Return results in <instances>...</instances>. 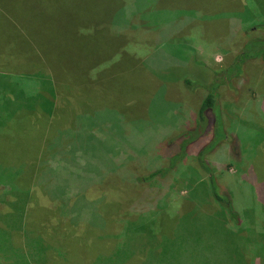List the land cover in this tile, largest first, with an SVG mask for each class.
Masks as SVG:
<instances>
[{
    "label": "rangeland",
    "instance_id": "374dc122",
    "mask_svg": "<svg viewBox=\"0 0 264 264\" xmlns=\"http://www.w3.org/2000/svg\"><path fill=\"white\" fill-rule=\"evenodd\" d=\"M262 23L264 0H0V264H264V58L226 79Z\"/></svg>",
    "mask_w": 264,
    "mask_h": 264
},
{
    "label": "trees",
    "instance_id": "16d2710c",
    "mask_svg": "<svg viewBox=\"0 0 264 264\" xmlns=\"http://www.w3.org/2000/svg\"><path fill=\"white\" fill-rule=\"evenodd\" d=\"M7 9H9L10 16L16 21V23L18 22V23L23 25V27H24L23 30H24V33H25V36L23 35L25 37L24 41H27L26 45L32 50L30 45H32V44H34V46L36 45V43L34 41V34L36 33L37 25L35 23L33 24V23L28 22V20H26L27 22H24V19H22V18L19 19V20H16L13 17L11 12H13V11L17 12L16 17H19L20 13L23 12L22 9L19 8V5L15 8L14 3H12V4L7 6ZM4 16H5V19L7 20V23L9 24V26H11L10 22L8 21V19L6 17V14H4ZM258 28L263 31L264 30V23L260 24V26H258ZM28 40L30 42H28ZM35 48H36V46H35ZM38 55L40 56L42 61H44L46 63V65L50 66L49 61L47 60L46 57H44L41 54V52L38 51ZM263 58H264V39H262V40L254 39L252 41H249L245 45L242 53L238 56L236 64H234L233 66L230 67V68L237 67L239 69V71L231 70L229 68L231 70V73L229 74V76H227L228 78L226 77V79L230 80L231 78L239 77V75H241L242 65H244L249 60H254V59H261L262 60ZM50 68H51V66H50ZM90 73H91V70H88V72H87L88 76H89ZM102 73L103 72L97 73L96 74V79L102 78L103 77ZM23 77H26V76H23ZM185 83H186L185 84L186 87L189 89L191 87L189 80L185 81ZM219 83H220L219 87L221 88V86L224 83L223 82H219ZM105 84L106 83L103 84L104 87L106 86ZM219 87H218V84H216V82H213L211 85L205 87V89L207 91V94L205 95V97L201 101L200 106H199L198 111H197V123H198V126L204 127V129H205L208 126L209 122H211L210 124L213 126L214 136L212 137V139L208 143L209 146L207 145V147L213 146V145H211V143L216 141L217 138L219 137L218 135H217L218 137L216 136V131H215V125H216L219 117H218V114L216 115V113H213L215 107H217V105H218L217 102L219 100V91H218ZM211 117H213L214 119L212 118V120H211ZM204 129L202 130V132L204 131ZM202 132H201V134H202ZM197 137H200V136H196L195 138H192V136L191 137L188 136L187 142L186 143L183 142V144H182V153L180 155L184 154L183 151L186 150V146L187 145L191 146L192 144H194V140ZM204 146L201 148L200 154H201L202 151H204L207 148V147L204 148ZM175 158H177V157H175ZM202 160L203 159L200 157L199 161H198L199 165L207 172L208 175L211 174L210 171H208L207 168L205 167V164L202 162ZM169 171H170V169H168V168L167 169H162V170H157V171L149 174V176H147L146 178H141V182H145V181H147L149 179H153L154 177H156L158 175H161V173L165 174L166 172H169ZM208 183H209V190H210V194H211L212 200L217 203V205L220 207V209L222 211L225 212V215L230 213L229 215H230V219L231 220L233 218L235 221H238V219H236L237 215L232 209L231 202L226 197H223V196H221V195H219L217 193L216 185L214 183V180H213L212 176H210L208 178ZM262 240H264V239H262ZM179 246L180 247L172 248L170 251L167 248L164 249L163 254H162L163 256L161 258L162 264L164 263L163 261H165L166 258L169 255H173L174 256V255H179V254L183 255L184 254V252L187 250V247L182 249L183 248L182 245H179ZM153 253H158V250H154V251L152 250V253L150 255H152ZM132 259H133L132 261L134 262V258H132ZM121 262H124V261H121Z\"/></svg>",
    "mask_w": 264,
    "mask_h": 264
}]
</instances>
